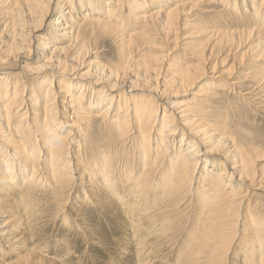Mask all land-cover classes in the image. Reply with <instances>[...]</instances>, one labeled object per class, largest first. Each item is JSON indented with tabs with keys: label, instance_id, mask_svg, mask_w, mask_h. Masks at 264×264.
I'll return each instance as SVG.
<instances>
[{
	"label": "bare ground",
	"instance_id": "1",
	"mask_svg": "<svg viewBox=\"0 0 264 264\" xmlns=\"http://www.w3.org/2000/svg\"><path fill=\"white\" fill-rule=\"evenodd\" d=\"M239 1L243 9L252 11L253 19L246 20L248 13L240 16L242 8L238 16L237 0H180L172 8L165 0H82L78 6L70 0H0L6 8L1 12L6 20L0 31V67L5 71L0 74V100L4 101L0 102V138L11 151L10 156L9 151L0 157V168H7L0 169L4 173H0V243L15 255L0 264H63L29 247L33 236L20 205L29 204L26 197L40 192L55 197L56 214L63 215L66 223H77L78 217L72 216L87 202L98 206L106 201L102 206L115 209L136 238L140 232L142 243L143 237L151 242L149 238L155 236L170 240L168 247L182 241L170 256L152 254L148 242L135 243L139 264H168L173 258L177 261L171 264H229L238 225H243L237 247L243 249L245 264H264V207L257 206L260 201L253 204L264 192V144H258L255 135L239 139L238 124L218 106L224 95L236 93L254 110L264 108V76L242 77L250 67L247 60L264 61V0ZM59 4L64 5L61 14L50 23L59 38L55 45H44L50 57L27 65L24 53L30 52L37 33L35 37L48 40L42 31ZM123 7L132 11L126 15L134 23L125 24L128 32L116 15ZM218 7L241 19L228 14L230 25L221 24L225 18L216 20ZM197 10L219 24L203 30ZM246 22L248 27L230 28ZM194 28L205 42L194 48L184 42L183 52L190 51L185 59L168 61L167 50L155 56L140 51L149 46L148 37L173 36L177 46L179 30ZM103 35L115 36L119 43L116 63L85 65L84 58L91 57L90 40ZM231 56L233 63L226 65ZM16 61L20 63L13 65ZM218 66L223 69L216 71ZM16 67H21V73L6 72ZM248 80L256 83L242 95L240 89ZM73 86L81 89L78 96ZM21 87L38 93L28 98L25 108V98L19 99ZM180 96L190 98L180 100ZM60 119H73L68 125L71 131L64 136L56 135L64 124ZM74 122H84L83 127ZM91 135H106L107 146L93 144ZM32 140L35 144L29 150L25 145ZM18 159L23 160L21 168L15 166ZM238 250L233 252L236 263ZM129 254H122L116 263L136 258H127Z\"/></svg>",
	"mask_w": 264,
	"mask_h": 264
},
{
	"label": "rangeland",
	"instance_id": "2",
	"mask_svg": "<svg viewBox=\"0 0 264 264\" xmlns=\"http://www.w3.org/2000/svg\"><path fill=\"white\" fill-rule=\"evenodd\" d=\"M70 1L72 4L75 3L76 6H78L82 0H70ZM116 1L122 2L123 0H116ZM153 1H158V0H153ZM178 1H180V0H165L167 6H170V8H172L175 5V3ZM228 1H234V0H228ZM239 2H240V5L242 7H239ZM239 2L237 0V4H236L238 16H239V14H240L239 12L241 11V8H242V10H244V11H242L240 16H243L244 13H248L249 15L245 16V17H247L246 20L249 21V19L250 20H251V18L253 19V17L250 16L252 11H248V10L243 9L244 7L242 5V1H239ZM216 4H218V3H215L214 6H216ZM59 5L60 6H56L53 10H51V12H52L51 17L49 18L48 21H46V26L44 27L45 32L42 31L43 32L42 35H44V33H45V35L48 37V40H41L38 37H35V36L39 35V33H37L35 36L33 35L34 36L33 47L30 49L29 53H24V55L29 58V60L25 62L27 65L35 66V63L39 62L40 60L43 61L46 57H50V55H51V53L49 51L50 49L46 50L45 49L46 46H44V45L46 43L55 45V42H53V41H55L56 38H59L57 32H55L56 34L53 33L54 32L53 27L50 25L51 19L52 20L56 19L61 14V6H64V5L63 4H59ZM247 6L248 5H246V7ZM64 8H67V7H64ZM5 9L6 8H4V6L0 5V15H1V17H0L1 18L0 19V31L3 29V23L6 20V19L4 20L5 14L1 13V12H4ZM105 9L106 8H104V10ZM219 9H221V8L218 7V9H216V10H218V12H220V14L218 17L215 16V18H216V20H218V19L224 17L225 20L221 24L224 23V25L225 24L230 25L229 22L232 21V18L229 19L228 14L230 15V17H233L234 19H235V17H236V19H241V18H238L237 15H235V16L232 15L229 12V10L222 12V10H219ZM66 11L67 10H64V12H66ZM105 12H107V11H105ZM128 12H132L129 9V7L128 8L123 7L118 12H116V15L117 16L119 15L118 17L120 18L119 19V21H121L120 23L124 24V26L122 25V28H123L122 30L124 32L129 31V29H127V27H125V24L126 25L127 24L134 25V23L132 21H129V19L126 17ZM201 12H203V11L197 10L195 13L199 14L200 18L198 20H199V24L201 23V25H199V26L202 27L203 30L206 27L212 29V26L216 27L215 25L219 24V23L215 22L214 19L205 17ZM195 22L198 24V21L195 20ZM203 23L205 24V27H204ZM208 23L210 25H208ZM248 23L247 24H241V25L237 24L234 26L231 25L232 27H230V28L248 27ZM179 31H180V33H179L180 39L177 42L178 43L177 46L174 45L175 40H173V36H171L172 38L170 37L167 39L164 36H160V37L156 36L154 38L148 37L149 46L148 47H145V46L141 47L140 51L142 52V54H144L146 51V53L155 56V55L159 54L161 51L167 50L168 51L167 52L168 61L172 57L174 59V61L177 62L180 59H185L186 54L190 55V54H188V53H190L189 50H188L189 52H187V53L183 52V51H185V49H184L185 47L183 45L184 42L187 41V44L191 43L190 48H194L195 46L198 47L199 45H201L205 42V39H204L205 37L203 35L195 33L196 32L195 28L190 30V31L189 30L185 31L182 29H180ZM191 31L194 33L190 34V33H192ZM185 32H187V33L185 36H183L185 34ZM0 34H1V32H0ZM36 38H38L37 41H36ZM171 41H173V42H171ZM143 42L144 41H142L141 43H143ZM118 44L119 43L117 42L116 37L112 36V35H103L100 37L92 38V40H90V42H89L91 57H89L88 59L84 58V62L87 63L85 65H88V64L96 65V64L100 63L102 65L110 66L113 62L116 63V59H117V55H118V46H119ZM194 44H196V45H194ZM172 50H174V51L172 52ZM140 51L136 54L137 57L140 56L139 55V54H141ZM244 51L245 50H242V52H244ZM179 53H180V55H179ZM221 53H223V58H224L225 57L224 56L225 50ZM220 55H222V54H220ZM220 55H219V57H220ZM231 57H230L231 60L228 61L226 63V65L229 63V66H231V64L233 63V58H235V57L234 56L232 58ZM84 62H83V64H84ZM243 62H245V61H243ZM19 63L20 62L16 61L15 63H13V65H18ZM170 63H173V62H170ZM247 63H249V66H250L247 68V70L248 69L249 70L248 71L245 70V74L243 72L244 75H242V77L248 75V78H250V80H252L251 78H253V77H256V79H258V78L260 79V78H262V76H264V71H263L264 65L261 64V63H264V61H260V63L254 62L255 63L254 64L251 60H247ZM257 64H258V66H257ZM83 66H82V68H83ZM229 66H226V68L224 70H227V68H229ZM12 67H15V66H12ZM222 69H223V67L218 66L216 71H220ZM21 71H22L21 67H16V69L10 68L6 72L21 73ZM210 71L211 70H208V74L212 75L213 78H216L217 74H215V72L211 74ZM251 71H252V73H251ZM4 72L5 71L3 70V68L0 67V74L3 75ZM55 77L58 78L60 76L58 75ZM23 78H26V77H23ZM73 81L77 82L75 80H73ZM73 81L71 80L72 83H73ZM255 83L256 82H254L252 84L255 85ZM203 84H205V82ZM252 84L250 83L249 80L247 82H243V87H241V89H240L242 91V95L245 94V90H247ZM73 87L76 90V96H78L81 92V89L77 90L75 86H73ZM53 90L55 91V89H52V92H53ZM23 91H24V94H23ZM227 94L224 95L222 104H220V105L218 104V106L220 108H222V110L227 111L229 117L230 116L232 117V118L230 117L232 123L238 124L237 128L239 130H237L236 133L238 134L239 139L240 138L241 139H247V137L249 139H251L252 137H250V136L255 135L259 139V140L257 139L258 144H264V108H262V109L256 108V110H254V107H251V105L247 104V100H245V101L242 100L241 94H236V93H227ZM36 96L38 97V93L35 92V90L30 92V91H28V89H25V88L22 89V87H21V94L19 95V99L22 100V98H25L26 101L24 103L25 104L24 108H25V106H29L28 98L33 99ZM52 96L53 95L51 94L50 98H52ZM246 97H249V96H246ZM50 98H49V100H50ZM187 98H190V96H180V100H185ZM228 98H230V99H228ZM1 100H2V98H1ZM1 100H0V102H1V104H3L4 101H1ZM20 100H19V102H20ZM40 102L42 105H44L45 102H47V99H44ZM255 104H256V102H255ZM61 105H63V104H61ZM84 106H85V103H84ZM104 108H106V107H104ZM24 110L26 111V109H24ZM24 110H23V112H24ZM30 116L31 115L29 114V118H30ZM60 120L64 121L62 119H60ZM14 121L16 123L17 118H14ZM71 122H73V119L72 120H65L64 124H62L61 127L56 131V135H59V136L63 135L64 136L67 132L71 131V129L68 127V125ZM74 123H77V122H74ZM77 124H78V126H80L82 128L84 122L80 123V125H79V123H77ZM91 136H92L91 141H93V144L96 143L98 147L105 148L109 142L108 139L106 138V135H104V136H100V135L93 136V135H91ZM182 136H183L182 133L178 136V140L176 141L177 144H179V142L182 140V138H181ZM74 137H75V135H73V133H72L71 138L73 139ZM76 137H77L78 141L83 142V139H80L81 137H79L77 135V133H76ZM33 143L35 144L34 140H32L31 142L29 141V143L26 144L25 146L27 147V149L30 150ZM4 144H6V143L0 138V157L1 158H3V156H6V154L10 151V149H7ZM120 151H123V150H120ZM124 152H126V151H124ZM10 155H11V151L9 153V156ZM72 155L73 154H71V156ZM199 156L203 157L205 155L203 154V152H200ZM125 160H126V157H125ZM218 164L221 165V162ZM16 165L19 168L23 167V160L18 159L15 163V166ZM261 166L264 167V163H262ZM1 167H2V168H0L1 170L7 169L4 166H1ZM218 168H219V165L216 166V169H218ZM0 173L4 174L2 171H0ZM14 185H17V184H14ZM78 185H79V183H78ZM17 187H19V183H18ZM47 194L44 192H40L37 196L26 197L25 200H27V199H28V201L30 200L29 204L31 206L26 202H24V204L22 205L23 207H21V205H20V209L22 210V213L24 211L28 212V213L25 212L23 214L25 215V219H27L26 221H27L28 226H29L30 237L32 238V236H33L32 243L29 244L30 248H32L38 252L40 249V250H42L41 253L43 254V256L45 258H51L54 262H55V260L57 261L59 259V261H57V262L63 263V264H117L116 262H117V260H121L122 254L128 255L129 253L131 255L129 254V256L127 258H129V257L132 258L133 256L134 257L136 256V258L138 260L136 258L135 259L129 258L131 261L127 260V262H126L127 264L128 263L132 264L135 260L136 261L133 264H139L141 262V259L139 260V257L136 255V251H134L137 248L135 243H139V245L142 243V239H139L141 236V233L139 232L138 237L136 238L137 234L134 235V233H133L134 230L132 231L129 227H127V226H129L128 222H126L127 224L124 222L123 223L120 222V220L118 219V216H117L118 212L115 209H113L111 206H102L103 203L106 204V201H102L100 203V205H98V206H97V204H94V203H93L94 205L93 204L90 205V204H88L89 202H87V204L85 205L86 208L85 209L83 208L84 210H80V211H78V213L76 215L74 214L72 216V218L75 219L78 217V220H80V222L77 220V223L72 220V222L75 224L74 225L72 223L71 224L66 223L63 220V218H64L63 215H60V214L57 215L56 214V212L58 211L57 200L54 201L55 197L52 196V194H49V195H47ZM74 196H75V194H74ZM86 196H88V195H86ZM259 196H261V197H259L258 201L256 200L253 204L255 205L257 202L260 201L257 206H260L263 208L264 207V192L261 193ZM86 198L87 199L89 198V200H90V197H86ZM261 202H263V203H261ZM28 205H29V207H28ZM29 208H30V210H29ZM40 208H41V210H40ZM240 210L242 211V209L237 207V211H240ZM99 212H101L102 214H100ZM27 216H29L30 218ZM30 219H31V221H30ZM76 224H78L79 226H77ZM124 224L127 226L125 227ZM238 224H241V222ZM118 225L119 226L121 225L120 228H124V229H120L118 227ZM65 226L67 228H65ZM74 226H76V227L74 228ZM99 226L100 227L103 226V228L104 227H106V228L103 229L101 227L99 229ZM86 227L89 230V232H88L89 235L87 233V230L85 229ZM97 227H98V229H97ZM242 227H243V225H238V227H237V229L239 231L237 232V234L235 236L234 244H233L232 250H231L232 254L229 255V259H230L229 264H245L244 258L246 256L243 255V251H242L243 249L241 247H237V243L239 242L238 241L239 237H237V236L239 235V232L242 229ZM83 228H84V230H83ZM127 229L129 231V233L131 232L130 234L126 233ZM81 230H83V231H81ZM102 230H104V232H102ZM83 232H85V233H83ZM128 234H129V236H128ZM124 237L129 238V240L128 241L125 240ZM132 237H133V242H132ZM155 237L153 238V240H151L152 237L149 238L152 243L149 242L146 237H143L142 245H148L147 242L149 243V246L153 245V247L149 248V250H153L152 254H156V255L163 254L165 256H167V255L170 256L172 254H175L181 248L182 241H180L179 243L176 242L173 247H168V244L170 245V243H169L170 240L164 239V236L157 237V239ZM134 238H136L135 241H134ZM49 241H50V244H49ZM162 241H164V242H162ZM57 242L59 243V246L62 248H58L59 246H58ZM60 242H61V244H60ZM163 243L165 246H163ZM94 244H96V245H94ZM70 247H71V250H70ZM48 249H50V251H48ZM122 249L124 250L123 252H122ZM233 249H234V251H233ZM127 250L129 252H127ZM237 250H238V261H239L238 263H236L237 262L236 261L237 253L235 254L236 257H235V255H233V252L235 253V251H237ZM64 251H66V252H64ZM70 251H74V252H70ZM158 251H160V252H158ZM171 251H173V252H171ZM0 254L2 255V256H0V260H2V261L9 262V261L15 259L14 258L15 255H13L9 251V249L5 248V246L1 243H0ZM6 255H9V256L5 257ZM69 255H70V257H69ZM145 255L146 254H144V256ZM63 256H65V257H63ZM66 256H68V257H66ZM61 258H63V259H61ZM137 261H139V263ZM146 261H147V259L144 260V262H146ZM176 261L177 260L175 258H173L168 262V264H171V262L173 263ZM149 264H163V262H156V263H152V262L150 263L149 262Z\"/></svg>",
	"mask_w": 264,
	"mask_h": 264
}]
</instances>
